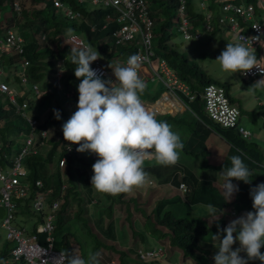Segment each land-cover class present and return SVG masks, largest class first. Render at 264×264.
<instances>
[{"label":"trees","instance_id":"16d2710c","mask_svg":"<svg viewBox=\"0 0 264 264\" xmlns=\"http://www.w3.org/2000/svg\"><path fill=\"white\" fill-rule=\"evenodd\" d=\"M14 1L20 4L19 14L14 12ZM60 1L74 10H79L83 16L82 20L64 16L54 5L53 0H0V37L4 35L6 29L13 28L25 40L22 55L11 48L8 49L9 52H1L0 67L5 71L1 80L11 82L9 85L13 87L14 83L20 84L21 88L16 97L19 106H22L24 98L32 90V85L36 83L39 92L33 97L38 101V106L43 109V105L48 104L46 111L43 109L39 114H31L38 120V123L31 128L20 111H17L15 105L10 102L9 97L0 93V167L6 166L10 159L12 160L13 156L19 153L22 139L31 130L39 132L47 130L49 133L45 139L47 146L40 150V153L29 154L25 158L24 164L27 168L25 181L31 194L29 198L23 200V203L21 200L18 202V213L20 212L24 218L22 217L18 223L15 219V223L23 227L26 222H30L28 219L32 222H35V218L41 219L31 211L30 203L34 197L33 194L42 191L46 194L47 203L54 200L59 202L52 236L53 248L63 253L67 251L69 254L75 253L86 257L89 250L99 251L100 264H170V254L165 260L154 258L148 261L143 258L149 245L156 244L168 252L176 249V252L181 254V262L192 260L193 264H214L213 256L219 244H211L209 242L211 236L219 232L218 225L219 229H222L233 219L235 215L228 214L232 208L238 213L236 216L247 211H254L249 191L251 187L264 182V168H261L262 174L256 175L255 170L260 167L248 162L249 159H246L243 154L240 155L235 149H230L231 152L224 156L223 162L216 164L211 160V152L207 147L208 137L213 131L223 137H230L236 142L238 148L247 151L250 159L253 158L259 163L263 161V154L259 153L258 143L256 146L253 142L250 144L234 128H224L219 125L213 127L209 124L211 121L204 109L201 94L207 84L215 83L214 79L197 65L189 54L180 50L172 42L173 29L179 32L177 29L180 23L179 0L146 1L149 14L153 19L155 52L153 62L157 65L159 59H164L168 67L177 75L178 80L189 86L194 99L188 100L185 96L183 97L185 102H189L196 116L189 110L186 111L190 113L188 119L168 114L157 115L158 120L167 121L172 130L180 134L184 144L183 156L179 157L174 165L162 166L149 161L144 168L147 173L160 179L163 184L168 183L175 189L183 183L187 189L182 194L178 191L182 198L166 197L157 200L150 212L144 210L142 203L139 202V196L127 199L125 193L110 195L96 191L90 183L93 175L92 165L96 160L90 157L89 152H77L76 148L79 146L77 144H71L73 145L71 150L67 148L70 142L63 137L62 125L68 117V107L66 102H62L61 93H71V103L77 106L79 96L77 86L80 83V79L74 75L76 65L71 62L70 56L71 47L76 46L66 40L67 35L77 33L94 51L105 54V60L115 59L117 62L110 64L113 68L117 64L126 65L127 59L135 54V49L129 45L124 47L125 43H116L112 39L111 31L115 28L113 25L103 28L108 11L89 6L87 0ZM184 1L188 17L195 26L201 25L205 18L204 14L190 10L192 3H198L201 0ZM245 2L253 4L256 12L262 11L255 0H245ZM203 3L209 10L211 8L213 13L210 33L215 35L222 32L218 25V17L224 11L223 3L217 0H203ZM7 8L5 12L4 9ZM189 30L193 31L191 27ZM223 33L220 35L222 36ZM41 35H45V39L41 40ZM48 39L54 42L55 47L50 46ZM220 41L224 44L233 42L229 38ZM23 58L28 60V65L21 69L24 63ZM58 61H60L61 75L57 80L54 75L58 70ZM104 68L107 76L102 78L114 80L112 69ZM22 77L27 79L24 89L21 84ZM216 82L225 88L230 102L234 103L235 100L228 93L230 84ZM156 83L158 85L156 91L151 90L147 84L141 96L142 101H155L166 89L159 78H156ZM52 101L56 103V109L60 110L59 120L54 117L53 109L49 108ZM206 117L208 121L205 120ZM52 130H58L60 133L58 139L51 134ZM11 134L14 135L13 138H9ZM232 155H240L245 164L250 167L252 181L251 184H245L243 181L233 179L232 182L239 185V192L234 194L231 201H227L222 189L223 184L217 180L223 177L222 168L231 166ZM186 156L192 159H187ZM63 158L61 166L59 163ZM185 159L188 161L185 162ZM196 164L207 167L197 171ZM77 175L80 176L78 182ZM164 175L166 176L163 177ZM37 180L43 183L41 189L35 186ZM79 186L83 190H80ZM84 201L86 203L94 201L91 213L87 206H83ZM177 201L187 209L183 217L174 215L173 209L176 206L172 203ZM209 204L223 210L219 220L211 224L204 219L209 218L211 221L215 219L210 217L208 212L205 216V213H192L196 205L206 206L207 209ZM30 229L28 225L27 231ZM119 229L123 235L118 233ZM38 242L42 245L47 244L45 234H38ZM10 245L9 242L0 240V264L9 257ZM261 252H264V247L261 248ZM242 255L246 254L242 253ZM248 264H261V262L251 260Z\"/></svg>","mask_w":264,"mask_h":264},{"label":"clouds","instance_id":"9594fccd","mask_svg":"<svg viewBox=\"0 0 264 264\" xmlns=\"http://www.w3.org/2000/svg\"><path fill=\"white\" fill-rule=\"evenodd\" d=\"M200 12L205 17L201 25L195 26L191 19L189 21L193 29L191 32L200 33L198 39L202 37L203 32L210 33L213 17L211 8L209 10L204 3H201ZM208 14L211 19L206 21ZM204 23H209L210 28L206 29ZM177 29L182 35L179 26ZM218 35L219 33L215 34L217 37ZM249 40L250 43L245 42ZM253 40H260V37L248 38L239 35L233 42H228L215 58L220 69L226 73L240 72L246 75L255 67L264 74V63H261L264 58L257 59L252 46ZM261 43L264 46V41ZM70 56L71 62L76 65L74 75L80 79L77 86L79 96L77 110L62 125V132L64 139L70 142L69 150L71 144H77V152L96 155V159L93 158L96 161L92 165L91 186L98 192L110 195L131 193L148 182L149 174L144 168L145 161H155L162 166L176 164L184 148L179 133L174 132L167 121L158 120V114L148 109L141 99L147 87L139 75L143 58L133 54L124 66L117 64L113 68L109 65L115 77L113 80L102 78L97 74V70L91 67V63L100 58V53L94 51L91 46L71 47ZM59 66L58 61V68ZM261 74L253 79L264 78ZM106 76L107 74L103 77ZM251 88L264 89V79L257 80ZM53 113L56 119L61 118L60 110L53 109ZM230 162L231 166L226 169L223 167L221 171L225 180L223 192L227 201H231L234 194L239 192V185L233 183V179L245 184H251L252 181V172L240 155H232ZM257 173L262 174L261 167L255 170L256 175ZM249 195L254 211H247L232 219L214 235V238L219 240L218 250L213 256L214 264H248L251 260H259L264 264V252H261L264 247V182L251 187ZM207 212L210 217H215L211 222L218 221L223 215L222 209L211 204L207 205ZM236 243L239 246L233 248ZM158 249H161V254L155 255ZM148 251L154 252L151 257L145 258L148 261L169 256L164 255L166 250L162 246H150ZM8 252L9 257L5 260H12L10 251ZM61 259L66 261V264H100L101 253L89 250L85 257L65 251L61 254ZM48 262L44 260V264Z\"/></svg>","mask_w":264,"mask_h":264},{"label":"built area","instance_id":"2783aa9c","mask_svg":"<svg viewBox=\"0 0 264 264\" xmlns=\"http://www.w3.org/2000/svg\"><path fill=\"white\" fill-rule=\"evenodd\" d=\"M147 0H89L90 6L94 8L104 9L108 11L105 15V23L103 28H108L113 25L115 28L111 31V37L116 43L123 42L131 43L135 49V54L143 58L142 65H145L149 77L154 80L159 78L165 90L160 93L159 100L170 101L176 100L183 105H186L184 97L188 100L194 99V94L191 93L189 86L178 80L177 75L168 67L165 60L158 61L157 67L154 65L153 58L155 52L153 49V19L149 14V9L146 3ZM222 2L223 13L218 17V25L222 32H231L244 37H260V40H253L252 46L259 49L260 56L263 50L262 41H264V0H256L258 8L262 11H255V7L251 3H246L245 0H217ZM54 5L61 8L64 16L70 19L81 20L82 15L79 11L72 9L60 0H53ZM203 3V0L200 1ZM14 12L19 14L20 4L18 1L13 2ZM178 13L180 16L179 29L182 36L186 39L194 37L198 39L200 33H192L190 28V18L186 14V6L184 0H179ZM210 14L207 15L206 21H209ZM244 23V24H243ZM206 29L210 28L209 23H204ZM258 27H254L257 26ZM211 30V28H210ZM40 39H45V35H41ZM69 43L76 47L87 45L85 39L77 33H69L66 39ZM250 43L249 41H245ZM25 40L13 28L5 30L4 35L0 37V54L1 52H9L8 49H14L19 54H23V46ZM21 65L23 69L28 65V60L24 59ZM127 63V61H126ZM125 63V64H126ZM264 63V61H261ZM60 65V62H59ZM91 67L97 70V74L102 77L107 74L106 69L101 64L100 60L91 63ZM4 70L0 67V93H4L9 97L10 102L15 105L17 111L27 120L31 128H33L38 120L28 115L22 106L16 101L17 91L9 85L7 81L1 80ZM140 74V71H139ZM261 74L257 68H253L248 73L242 74L243 77L254 78ZM61 75V69L58 68L55 77L58 80ZM264 75V74H261ZM22 87H26V77L21 78ZM33 94L39 92L38 84L32 85ZM201 97L204 101V109L208 118L214 123L224 128H234L243 138H250L251 132L244 126L240 125V110L237 106L230 102L227 92L222 85L209 83L207 84ZM259 105L264 109V101ZM48 133L46 130L34 131L31 130L28 135L22 139V145L18 154H15L10 159L6 166L0 167V208L4 209V213H0V235L4 234V240L9 242L10 254L12 262L16 264H44V260H48V264H64L61 259L62 251L53 248L54 238V219L56 212L59 209L57 200L47 203L45 192L38 191L34 193L31 199L30 208L41 219L35 218V222H31L33 230L27 231V225L23 227L15 223L14 212L18 210V202L30 197L31 191L25 179L27 177V168L24 164L25 158L29 154H37L45 148ZM1 148V143H0ZM69 149V146L67 147ZM73 149V145H71ZM64 158L61 159L60 165H63ZM24 180V181H23ZM36 188L41 189L43 183L40 180L35 182ZM179 190L184 193L186 191L185 184H179ZM38 234H45L46 245L38 242ZM154 252L147 251L143 258L151 257ZM161 254V249L155 251V255ZM10 259L5 260V263Z\"/></svg>","mask_w":264,"mask_h":264},{"label":"rangeland","instance_id":"374dc122","mask_svg":"<svg viewBox=\"0 0 264 264\" xmlns=\"http://www.w3.org/2000/svg\"><path fill=\"white\" fill-rule=\"evenodd\" d=\"M7 10H8V8L4 9L5 12H7ZM190 10L193 12L194 11H200L201 10V2L199 1L198 3L197 2L192 3ZM173 32H174V36L172 37V42L175 43L176 46H178L180 48V50L184 51L186 54H189L191 59L194 60V62L197 65H199L204 70H206V72L209 74V76H211V78L214 79V82L216 84H218V82H216V81H219L221 84H225V83L231 84V85H229L228 92L230 93V95L235 100V103L240 108L239 122L241 125H250V128L252 130H255L258 133V135H259V136H257L258 140H254L253 145L256 146V144L258 143L259 153L262 152L263 162H264V115H263L264 109L261 108L260 106H257L256 101H255V97L264 99V89L257 88L255 90H253L251 88V86L258 80L257 78H255V79L244 78L241 76L240 72H237L234 74L223 72L220 69L218 62L215 61V58L221 53V51L226 46V44L219 42V38L225 37L226 39L229 38L230 40H234L237 38V35L235 33H230V32L225 31L222 34V36L220 35L222 32H220L218 37H217V36H212L211 33L203 32L202 37L200 39L185 40L182 37V35L176 31V29H173ZM48 43L50 44L51 47H55V44L53 41L51 42L48 39ZM130 44L131 43H127L124 45V47H127V45L130 46ZM255 53H256V56L258 58L260 56L259 49H257L255 51ZM99 60L103 64V66L106 68H109V65L111 63L117 62L115 59L105 60V54H103V53H100ZM155 66L157 67V65H155ZM59 68H60V66H59ZM8 83L10 84L11 82H8ZM14 87L13 88L17 91L16 93L19 94L18 90L21 88L20 84L14 83ZM33 96H34V94L32 92H29V94H27V96L23 100L22 109L28 115H31L32 113L39 114L43 111V109H45L44 111H46L48 109V104L43 105V109H41V107L38 106V103H37L38 101H36V99ZM61 98L63 99L62 102H66V107H68L67 108L68 117L66 118V121H67L70 118V116L77 110V106H75L73 103H71V100H72L71 93H69V94L61 93ZM49 108L56 109V103L54 101H52ZM251 110L254 111L253 114H252ZM185 113H186V116L184 114L185 119L190 118L189 115L187 114V112H185ZM201 116H203V115H201ZM205 120L208 121L207 117L205 118ZM256 120L259 121L260 123L259 124L254 123V121H256ZM210 124L213 127L217 126L213 122H210ZM55 130H52L51 134L54 136H57V139H58L60 137V133L58 132V130L57 131H55ZM46 132H47V130H46ZM217 134L218 133L216 131H213L212 135L209 136L208 141H209V145H212V144L214 145L213 155L211 156V159H213L212 161H215L216 163L219 164L221 159H222V156H223V155H221V153L229 148V143L226 142V140H224V138H220L218 136L219 134L218 135ZM13 136L14 135L11 134L9 136V138H13ZM48 136H49V133H48ZM255 146L253 147V149L255 148ZM90 157L96 159L95 154H91ZM214 157H216V158H214ZM186 158L192 159V157H190V156H186ZM195 166H196L195 169L197 171H199L202 168L207 167L206 165H199V164H196ZM165 176L166 175H164L163 177H165ZM79 178H80V176L77 175V177H76L77 182H78ZM148 180L149 181L151 180L152 184L150 182H147L143 187L135 188L131 192L133 194H131L128 197V198H136L139 196V198H138L139 202L142 203L143 207H145V210L147 212L151 211V209L155 205L156 201L159 199L166 198V197L167 198H174V197L182 198L181 191H179L181 194L178 192L179 188L174 189V187H172L168 183L163 184L160 179H158L157 177L151 176L150 174H149ZM160 188L162 190H160ZM79 189L83 190V189H81L80 186H79ZM145 191H146V193H144ZM147 192H148V194H147ZM93 204H94V201H92L90 203H86V201H84L83 206H87L90 209L89 212L91 213L92 208L94 207ZM172 204L176 206L173 209L175 212L174 215L179 216V217H183L186 215L187 209H185L184 205L181 202L177 201L176 203H172ZM206 210H207L206 206L196 205V207L192 211V213H195V214L205 213L204 214V216H205L207 214ZM0 213L3 214L4 209L0 208ZM116 214H118L117 211H116ZM14 215H15L17 223L22 217L24 218V216L21 215L20 212L18 213V210L16 212H14ZM239 216L240 215L235 216V217H233V219H235L236 217H239ZM204 219H206V218H204ZM217 230H219L218 226H217ZM118 233L123 235V233L121 232L120 229H119ZM220 234H221V236L223 235V233H220ZM0 238H1L0 239L1 241L4 240V234L3 233L0 235ZM209 242L211 244H214V245L219 244V240L217 238H215L214 240L211 238L209 240ZM154 245H156V244H154ZM234 245H233V248L237 247L236 246L237 243ZM172 252H174V253H172ZM168 254H170V256H169L170 257L169 261L171 262L170 264H189L188 260L186 262H181V260H180L181 254L176 252V249H172V251H169V252L165 251L164 255L168 256ZM176 254H178L180 256V258L176 259L175 258ZM241 255H242V253H241ZM162 258H164V257H162ZM209 258H211V255H209ZM165 259H163V260H165ZM114 263H116V262H114ZM166 263H167V261H166ZM3 264H12V261L9 260L7 263H3ZM191 264H193L192 260H191Z\"/></svg>","mask_w":264,"mask_h":264},{"label":"crops","instance_id":"0c3cea01","mask_svg":"<svg viewBox=\"0 0 264 264\" xmlns=\"http://www.w3.org/2000/svg\"><path fill=\"white\" fill-rule=\"evenodd\" d=\"M81 1V0H80ZM87 4L90 6V3H89V0H87ZM57 9L59 10V11H61L62 12V10H61V8H58L57 7ZM77 11H79V10H77ZM80 12V11H79ZM81 13V12H80ZM81 15H82V13H81ZM82 18H83V16H82ZM221 31V30H220ZM212 36H215V35H212ZM221 39H223V40H226V38L225 37H223V38H219V42H221L220 40ZM190 56V55H189ZM264 57V47H263V50H262V52H261V57ZM60 62V61H59ZM241 74V73H240ZM140 77L146 82V84H148L149 85V87H150V89L151 90H157V87H158V85H157V83H156V79H154L153 81H151L152 79L149 77V75H148V71H147V68H146V66L145 65H142L141 66V69H140ZM242 76V75H241ZM243 77V76H242ZM244 78H247V79H249V77H244ZM260 79H264L263 77H260L258 80H260ZM231 85V84H230ZM229 93V92H228ZM229 95H230V93H229ZM231 96V95H230ZM160 97V96H159ZM159 97H158V99H156L155 101H146V100H144L143 101V103L145 104V106L148 108V109H150V110H154L158 115H164V114H168V115H171V116H173V117H184V114H185V116H186V111H190V113H192L193 115H195L196 116V113L190 108V105H189V102H187V104H186V107L182 104V103H179V102H177L176 100H168V101H163V100H159ZM232 97V96H231ZM233 98V97H232ZM264 99H261V98H258V97H255V101H256V105L257 106H260L259 105V103L261 102V101H263ZM235 106H237L238 108H239V106L234 102L233 103ZM239 110H240V108H239ZM253 113H254V111L253 110H251ZM190 113H187L188 115L190 114ZM210 120V119H209ZM211 122H213L212 120H210ZM214 123V122H213ZM240 123V122H239ZM254 123H260L259 121H254ZM210 124V123H209ZM215 124V123H214ZM211 125V124H210ZM241 125V124H240ZM242 126H244L246 129H248L250 132H251V136H250V138H243L240 134V136L243 138V139H246V140H248V139H250L249 140V142H250V144H251V142H254V140H258L257 139V136H259L258 135V133L255 131V130H252L251 128H250V125H242ZM219 134V133H218ZM217 134V135H218ZM212 135V133L209 135V136H211ZM220 138H224V140H226V142H228L229 143V148L228 149H226L224 152H222L221 153V155H223L222 156V159H221V161H220V163L219 164H221L222 162H223V160L225 159V157L231 152V151H229L230 149H235V151H237V152H239L240 153V155H242L243 154V156H245V158L246 159H249V161L248 162H250V163H253L254 165H257V166H259V167H261V168H264V162L262 161L261 163H259V162H257V161H255L253 158L252 159H250V155H247V151H244L242 148H238L237 147V144H236V142L235 141H233V139H231L230 137H223L222 135H218ZM209 138V137H208ZM229 140L231 141V142H229ZM208 146V148H209V150H210V152H211V156L213 155V148H214V145L212 144V145H209V141H208V144H207ZM252 147V146H251ZM262 154V153H261ZM226 155V156H225ZM181 156H183V153L182 152H180V155H179V157H181ZM225 156V157H224ZM214 158H216V157H214ZM180 159H184V158H180ZM211 160H213V159H211ZM186 161H188L187 159H185V162ZM149 161H145V165L148 163ZM154 164H156L155 162H154ZM216 164H218V163H216ZM144 165V166H145ZM148 165H150V164H148ZM156 165H158V164H156ZM249 169H250V167H249ZM148 182H150L151 184H152V181L150 180H148ZM217 182H219L220 184H224V182H225V180H224V177H222L221 179L219 178L218 180H217ZM234 183V182H233ZM164 184H166V183H164ZM236 184V183H235ZM219 185V184H218ZM152 186V185H151ZM175 189H176V187H175ZM222 189H223V185H222ZM160 190H162L161 188H160ZM178 191H180V190H178ZM144 193H146V191L144 192ZM182 193V192H181ZM131 194H133V193H125V197L126 198H128ZM147 194H148V192H147ZM144 210H145V207H144ZM152 210V209H151ZM232 212H234L235 214H232ZM230 216L231 215H237L238 213L237 212H235V209L234 208H232L231 209V211L228 213ZM234 216V217H235ZM30 222H26V225L28 226V225H31V222H32V220H30V219H28ZM206 220H207V222H208V224H211V219H209V218H206ZM214 235H216V234H214ZM214 235L213 236H211V238L214 240L215 238H214ZM149 246H154V244L152 245H149ZM235 246V245H234ZM237 247L239 246L238 245V243H237V245H236ZM175 258L176 259H178V258H180V256L178 255V254H176L175 255ZM189 263H191V260H189L188 261Z\"/></svg>","mask_w":264,"mask_h":264}]
</instances>
